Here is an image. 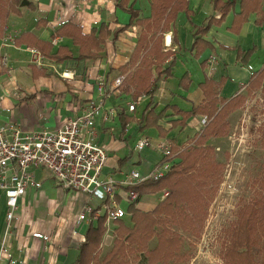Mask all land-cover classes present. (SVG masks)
<instances>
[{
    "label": "crops",
    "instance_id": "obj_1",
    "mask_svg": "<svg viewBox=\"0 0 264 264\" xmlns=\"http://www.w3.org/2000/svg\"><path fill=\"white\" fill-rule=\"evenodd\" d=\"M5 9L0 124L21 131L52 128L102 99L104 112L111 113L96 117L95 141L108 153L102 175L116 179L131 169L146 173L161 158L153 145L134 148L142 136L153 144L167 140L170 165L179 160L176 154L207 123L209 102L220 107L264 68V0H8ZM69 22L84 33L95 28L97 34L101 24L108 29L96 56L76 57L79 44L57 32ZM61 46L72 57L58 61L50 56ZM36 47L47 53L42 52L41 65L30 52ZM211 55L215 61L208 64ZM65 70L70 77L60 76ZM62 96L75 102L58 111ZM138 96L129 110L128 103ZM31 168L33 182L19 199L0 264H74L89 223L104 217L79 220L77 214L86 203L99 209V202L61 187L49 169ZM161 192L139 194L135 207L153 209ZM5 209L0 189V242ZM130 217L128 211L116 219L130 225ZM116 219L103 222L99 259L113 243Z\"/></svg>",
    "mask_w": 264,
    "mask_h": 264
},
{
    "label": "trees",
    "instance_id": "obj_2",
    "mask_svg": "<svg viewBox=\"0 0 264 264\" xmlns=\"http://www.w3.org/2000/svg\"><path fill=\"white\" fill-rule=\"evenodd\" d=\"M7 3L8 0H0V19L6 13ZM19 3H26V0H19ZM95 31L96 29L92 28L90 32L84 33L78 24L70 22L57 30L58 34L69 36L79 44L77 58L96 56V51L101 48L100 44L104 42L109 31L103 24L98 28L97 34ZM38 50L41 55L42 52L47 54ZM50 56L59 61L72 57V54L65 46H61L55 53H50ZM261 72L262 69L256 73L257 76ZM237 95L222 102L220 107L213 99L209 102L208 110H204L208 116V121L202 129L204 135L224 133L227 127L224 117L230 111V104ZM202 134L196 137L197 141L204 140L205 136ZM210 150V146L185 147L176 154L179 160L173 162L161 177L134 185L133 188L139 194L154 192L165 186L170 187L171 191L148 211L136 208L135 202L129 203L127 209L131 213L133 224L129 226L121 219H116L114 242L101 259L97 254L100 239L105 231V216L100 217L96 224L90 222L85 231V239L79 245V254L74 264H130V257L131 260L139 257V252L146 255L149 264H156L165 259L173 261L182 240L176 231L170 229L166 220L190 229L193 233L199 232L205 214V193L210 191L209 184L218 180L216 172L217 167L221 165V162L213 161L207 154ZM156 224H162L157 234V244L148 248L147 242L155 233ZM259 228L264 235V200L242 207L237 225L231 229V242L226 247L229 260L236 264H254L252 245ZM180 259L182 258L177 261ZM259 264H264V258Z\"/></svg>",
    "mask_w": 264,
    "mask_h": 264
},
{
    "label": "built area",
    "instance_id": "obj_3",
    "mask_svg": "<svg viewBox=\"0 0 264 264\" xmlns=\"http://www.w3.org/2000/svg\"><path fill=\"white\" fill-rule=\"evenodd\" d=\"M30 52L33 61L41 65L43 57L39 50L30 48ZM214 61L215 55H211L208 64ZM64 73H61L62 76L68 78ZM115 81L119 84L121 76L116 77ZM139 99L140 96L129 102L128 109L133 110ZM104 111L101 99L87 103L81 113L64 118L52 128L21 131L18 127L0 124V189L5 194L6 203L0 254L6 252V240L13 227L19 199L33 182L31 167L43 166L51 171L61 187L96 199L99 209L86 203L78 212L77 219L104 215L105 225L109 220L120 218L128 212L129 203L135 202L139 195L134 185L147 179H157L168 169L173 157L171 144L165 139L153 144L149 137L142 136L134 143L135 149L140 151L153 145L161 152V158L154 167L146 173L131 169L120 179L111 175L103 176L102 167L108 153L103 145L95 141V120L101 113H111V110Z\"/></svg>",
    "mask_w": 264,
    "mask_h": 264
},
{
    "label": "rangeland",
    "instance_id": "obj_4",
    "mask_svg": "<svg viewBox=\"0 0 264 264\" xmlns=\"http://www.w3.org/2000/svg\"><path fill=\"white\" fill-rule=\"evenodd\" d=\"M54 69L52 67L51 72L58 75ZM61 73L62 71L60 76ZM100 81L102 80L98 81L99 88L103 86ZM74 102V97L67 99L62 96L58 109H55L67 110ZM63 117L61 116V120ZM224 120L227 127L223 134L206 136L201 131L203 134H199L205 136L204 140L199 142L194 139L187 146H210L212 150L207 154L213 161L221 162L216 172L218 180L209 184L210 191L205 193V214L200 223V230L196 234L166 220V224L178 233L182 241L173 261L165 259L156 264H236L229 260L226 254V247L232 238L231 229L237 225L242 207L264 200V68L258 76L254 75L250 83L231 102L230 111ZM144 160L147 164L148 160ZM160 190L164 198L171 188L165 186ZM130 221L129 226L133 224L131 217ZM161 228L162 224L154 226L155 233L147 242L148 248L157 244V234ZM261 233L259 228L252 245L254 264H259L264 258V235ZM115 235L114 230V238ZM138 255L139 257L132 260L130 257V264H149L144 253L139 252ZM178 258L182 259L177 261Z\"/></svg>",
    "mask_w": 264,
    "mask_h": 264
},
{
    "label": "bare ground",
    "instance_id": "obj_5",
    "mask_svg": "<svg viewBox=\"0 0 264 264\" xmlns=\"http://www.w3.org/2000/svg\"><path fill=\"white\" fill-rule=\"evenodd\" d=\"M66 71H67V70L64 71V72H65L64 75L70 77V76H71V72H70V75H67V74H66ZM62 72H63V71H62ZM67 72H69V71H67Z\"/></svg>",
    "mask_w": 264,
    "mask_h": 264
}]
</instances>
